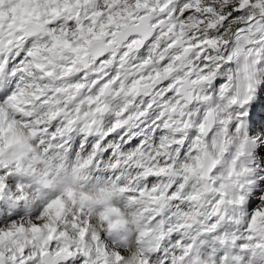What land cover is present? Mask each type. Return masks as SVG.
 Here are the masks:
<instances>
[{
	"label": "clouds",
	"instance_id": "9594fccd",
	"mask_svg": "<svg viewBox=\"0 0 264 264\" xmlns=\"http://www.w3.org/2000/svg\"><path fill=\"white\" fill-rule=\"evenodd\" d=\"M0 264H264V0H0Z\"/></svg>",
	"mask_w": 264,
	"mask_h": 264
},
{
	"label": "snow or ice",
	"instance_id": "6c2138e0",
	"mask_svg": "<svg viewBox=\"0 0 264 264\" xmlns=\"http://www.w3.org/2000/svg\"><path fill=\"white\" fill-rule=\"evenodd\" d=\"M258 194V193H257Z\"/></svg>",
	"mask_w": 264,
	"mask_h": 264
}]
</instances>
